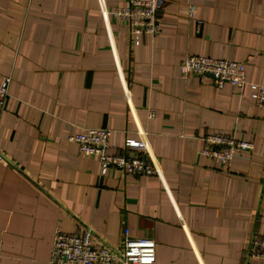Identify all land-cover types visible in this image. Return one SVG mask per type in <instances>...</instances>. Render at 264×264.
I'll list each match as a JSON object with an SVG mask.
<instances>
[{
    "label": "crops",
    "instance_id": "1",
    "mask_svg": "<svg viewBox=\"0 0 264 264\" xmlns=\"http://www.w3.org/2000/svg\"><path fill=\"white\" fill-rule=\"evenodd\" d=\"M163 1L133 46L112 14L126 0H0V264H49L55 233L85 226L110 247L124 229L152 239L150 264H264L248 254L264 237V105L179 69L229 59L264 85V0ZM83 127L109 129L112 154L142 138L156 173L101 176L70 140ZM216 132L253 149L221 165L202 154Z\"/></svg>",
    "mask_w": 264,
    "mask_h": 264
},
{
    "label": "built area",
    "instance_id": "2",
    "mask_svg": "<svg viewBox=\"0 0 264 264\" xmlns=\"http://www.w3.org/2000/svg\"><path fill=\"white\" fill-rule=\"evenodd\" d=\"M163 0H126V5L112 11V14L128 27L131 44L138 46L144 36H155L160 28L157 13ZM195 8L189 5L187 16L194 19ZM184 76L198 78L209 76L216 88H228L236 94L249 90V98L257 107L264 105V85L246 80L244 63L229 59H216L203 55H189L179 63ZM11 78L0 80V110L4 109L9 97ZM154 113L148 112V117ZM110 130L107 128L83 127L70 137L80 155L95 160L101 176L110 169L128 177L150 176L156 169L147 158L146 145L142 138L126 137L124 153L112 154L108 141ZM203 155L227 165L235 157H243L253 149L248 141L235 139L228 133L216 132L203 137ZM140 151V152H139ZM148 154V153H147ZM2 154L0 153V159ZM156 245L149 238H132L124 229L121 242L110 247L98 240L90 227H83L80 233L54 235L49 264H150L155 260ZM249 257L264 262V237H254L249 245Z\"/></svg>",
    "mask_w": 264,
    "mask_h": 264
}]
</instances>
